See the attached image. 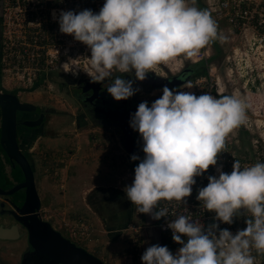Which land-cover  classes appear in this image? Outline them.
I'll return each mask as SVG.
<instances>
[{"label": "rangeland", "instance_id": "rangeland-1", "mask_svg": "<svg viewBox=\"0 0 264 264\" xmlns=\"http://www.w3.org/2000/svg\"><path fill=\"white\" fill-rule=\"evenodd\" d=\"M79 7V37L61 46L69 51L32 85L16 88L1 76V89L46 116L44 136L38 130L24 139L21 130L43 216L106 264H174L154 244L156 233L161 238L139 151L143 123L170 125L205 106L209 134L217 138L210 152L224 151L215 163L223 162L220 179L233 194V264H264V0H81ZM205 58L209 77L166 86L140 80L172 79ZM100 81L127 89L138 110V168L123 145L131 133L85 102L92 94L85 83Z\"/></svg>", "mask_w": 264, "mask_h": 264}, {"label": "built area", "instance_id": "built-area-1", "mask_svg": "<svg viewBox=\"0 0 264 264\" xmlns=\"http://www.w3.org/2000/svg\"><path fill=\"white\" fill-rule=\"evenodd\" d=\"M80 2L2 0L0 66L4 76L15 80L13 87L32 85L53 58L69 51L61 46L80 35ZM143 130L140 152L153 221L173 263L233 264L238 256L231 249L233 194L230 183L224 186L220 179L223 162L215 163L224 151L217 157V151L210 152L217 138L209 134L205 106L171 118L170 125L145 121Z\"/></svg>", "mask_w": 264, "mask_h": 264}, {"label": "flooded vegetation", "instance_id": "flooded-vegetation-1", "mask_svg": "<svg viewBox=\"0 0 264 264\" xmlns=\"http://www.w3.org/2000/svg\"><path fill=\"white\" fill-rule=\"evenodd\" d=\"M2 37V0H0V54H1V39ZM1 66H0V82H1ZM144 77V78H143ZM158 80H151L148 77L142 76L140 80L145 84L155 85L158 86H166L170 84V79H161L157 78ZM85 88H90L91 93L88 98H86L85 102L89 103L93 111L98 114V116L105 118V120L112 121L116 123L119 127H121L126 133H131V136H127V140L123 141V145L126 150L131 152V155L133 156V161L136 165V168H138L140 163V159L138 160V144L136 137H134L133 133L137 132V124L135 121L136 116L138 115L137 108H133L129 105L128 99H127V93L128 90H120L115 83H104L102 81L100 82H87L83 86ZM105 91L111 92V94L114 96V99H107L105 98L103 94H101ZM0 92H8L0 88ZM15 94V93H14ZM18 97V96H17ZM19 99V97H18ZM20 100V99H19ZM24 101V100H20ZM37 106V105H36ZM39 108V107H38ZM40 114H42V117L40 119L39 123H36V121L39 119ZM1 106H0V131H1ZM95 117H97L95 115ZM46 121L45 113L42 109H38V111H21L16 110V135H17V142L19 149L23 153L25 159L27 160L30 169L33 173V184L35 186V189L37 191L36 187V174L33 171V160L28 157L27 152L24 151L23 148V137L21 130H23V134L25 135L24 139H29L30 134H32L34 131L41 130V136H44L46 131L44 130V123ZM109 132V131H108ZM23 148V149H22ZM140 148V146H139ZM140 151V150H139ZM140 158V156H139ZM139 161V162H138ZM15 159H10L8 155L4 152L0 145V217L3 218V220H6L8 222V227H11L13 225H17L18 229V235L15 236V238L19 240H23L22 243V249L19 253L18 259L16 260V264H21L22 255L25 252L33 251L31 246L27 242V235L25 229H23L21 226L17 224V222L14 220L13 216L7 212V210H15L14 207H19L23 204L24 200L27 197V179L26 175L24 173V169L21 167ZM141 166V165H140ZM145 172V171H144ZM145 185H146V176H145ZM16 186H20L16 188ZM12 188L14 189L10 194L1 193V190L8 191ZM146 192L148 195V207L150 209L149 214L153 217V206L148 194V190L146 188ZM38 197L39 193L37 192ZM28 203H26V208H28L29 205H31L29 199ZM44 207L41 205V198L39 197V206L35 209V213H37V217L41 220H47L46 216H43L42 210ZM16 213H19L18 211ZM51 224V223H50ZM63 235V234H62ZM64 236V235H63ZM66 237V236H65ZM159 240V241H157ZM156 244V248L158 249L159 255L163 257V246L161 244L160 239H158V233L155 235L154 244ZM155 246V245H154ZM164 252H167L164 248ZM6 264V263H5ZM163 264H167L164 262Z\"/></svg>", "mask_w": 264, "mask_h": 264}, {"label": "water", "instance_id": "water-1", "mask_svg": "<svg viewBox=\"0 0 264 264\" xmlns=\"http://www.w3.org/2000/svg\"><path fill=\"white\" fill-rule=\"evenodd\" d=\"M1 106V131L0 145L10 159H15L24 169L27 185V197L23 204L14 207L15 210H7L19 226L26 231L27 242L33 251L25 252L22 255L21 264H106L101 258L89 252L84 247L76 244L69 238L63 236L54 229L50 222L37 217L35 209L39 206V197L33 184V173L27 160L19 149L16 135V110L38 111V106L28 101H20L14 93L0 92ZM42 114L36 123L40 122ZM20 186H16L18 188ZM1 190V193L10 194L14 189ZM31 205L26 208L28 200ZM242 205L240 211L244 209ZM19 213H16V212ZM17 225L6 230L10 238L18 235ZM164 251V247L162 248Z\"/></svg>", "mask_w": 264, "mask_h": 264}, {"label": "crops", "instance_id": "crops-1", "mask_svg": "<svg viewBox=\"0 0 264 264\" xmlns=\"http://www.w3.org/2000/svg\"><path fill=\"white\" fill-rule=\"evenodd\" d=\"M76 167L74 168V171ZM75 175L71 176L74 178ZM8 227V222L0 217V264H16L19 253L22 249L23 240L16 239L15 237L10 238L4 230ZM158 231V230H157ZM11 236V235H10Z\"/></svg>", "mask_w": 264, "mask_h": 264}, {"label": "trees", "instance_id": "trees-1", "mask_svg": "<svg viewBox=\"0 0 264 264\" xmlns=\"http://www.w3.org/2000/svg\"><path fill=\"white\" fill-rule=\"evenodd\" d=\"M207 59H201L197 62H195L192 66H189L187 68H185L182 73H180V76H174L172 77V79H170V83L176 82V83H180V81L183 77L186 76H205V77H209V72H208V66H207ZM161 241V239H160ZM161 244L163 246V243L161 241ZM164 247V246H163Z\"/></svg>", "mask_w": 264, "mask_h": 264}, {"label": "bare ground", "instance_id": "bare-ground-1", "mask_svg": "<svg viewBox=\"0 0 264 264\" xmlns=\"http://www.w3.org/2000/svg\"><path fill=\"white\" fill-rule=\"evenodd\" d=\"M62 66L64 67V64H62ZM147 126V125H146Z\"/></svg>", "mask_w": 264, "mask_h": 264}]
</instances>
